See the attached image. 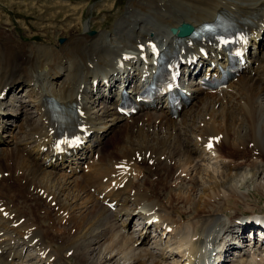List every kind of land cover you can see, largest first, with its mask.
Wrapping results in <instances>:
<instances>
[{
    "label": "bare ground",
    "instance_id": "bare-ground-1",
    "mask_svg": "<svg viewBox=\"0 0 264 264\" xmlns=\"http://www.w3.org/2000/svg\"><path fill=\"white\" fill-rule=\"evenodd\" d=\"M262 1L132 0L126 11H123L124 14L116 22L120 23L116 25L117 34H114L115 31L112 30L101 32L98 35L91 32V35L96 36L90 37L87 33L80 37H73L67 40L64 45H57L56 49L53 40L48 36L46 37L47 43L49 42L48 45L51 46L44 47L43 44H29L26 41L18 40L11 35L10 31L0 28V91L9 83L11 84V90H16L19 86L25 85L27 81H34L35 79L36 87L38 85L41 87L40 92L35 90L33 93L32 88L30 89V104L21 102L18 107L16 105V110H12L11 113H17L18 115L20 111L22 115L20 118L22 120L28 118V120L23 123L20 129L22 135L12 142V147L8 151L0 148V173L10 172L15 181L14 184L8 185L3 184L4 178L0 180V195L3 199L9 201L8 204H2L0 200V210L6 207L5 211L9 212V219H6V222L11 230V236L17 234L16 240L23 246L34 243L38 239V242L33 245L38 254L50 249V254L46 259H40V256L35 257L30 251L25 257L26 260L21 261L22 256L19 254L18 257L16 256L19 264H52V262L55 264H70L62 253L66 251V254L71 250L74 251L72 257L76 260L74 264H163L156 259L150 263L149 260L154 257V254L149 249H141L139 246L135 248V244L141 240L142 235L135 236V234L126 235L125 232L122 233L123 230L118 229V226L121 225L117 218L120 210L118 209L116 213H113L108 208L100 205L93 199L89 193L90 189L87 187H95L98 191L97 194H103L101 176L105 174L110 178V182H117L119 176L112 177L111 175L117 174L120 170L115 171L114 166L122 164L124 160H128L130 163V161L141 156L142 163L135 161L130 164L132 173L135 176L129 179L127 182L128 187L124 189V191H128L126 199L131 198L132 191L136 190L135 195H133L135 208L130 211L129 207L124 209L127 210L128 216L133 211L137 212L138 215L150 213L151 218L159 216L162 221L161 224L168 227L174 221L178 222L179 218L190 216L189 212L180 210L179 203L184 200H191L192 202L194 194L173 196L170 180L178 181L181 179L178 176L179 172L189 171L188 167L191 168L195 159L200 158V155L202 158L203 155L208 154L203 146V141L199 140L200 137L201 140H205L207 137L226 134L215 152H219L223 157L230 159L231 163L224 168L226 171L235 173H227L226 179L224 178L222 182H218L215 177H209L211 180L216 181L213 183L215 184L214 187L206 188L209 193H205L200 197L196 207L192 206L190 208L193 211L191 214L195 215L197 219L194 220L193 224L190 223L191 229L182 237L183 245L188 247V251L181 252V256H179L181 263L189 264L184 257H190L193 252H197L200 249L198 243L202 239H205L204 246L209 245L211 235L217 234L220 226L230 228L226 224L227 219H221L222 216L219 212L206 211L201 204L204 205L205 201L222 196V191H220L222 189L224 190L223 193H227L226 196L230 197L222 199L226 210L235 208L236 205H239L238 202L233 205L229 201L232 199V194L235 195L238 191L237 183L240 181L247 182V178L250 177L242 174L243 165L248 161H251V166L255 165L257 167L259 165H257V161L249 159L258 154L256 150L260 144L264 146V55L261 53L256 56L255 63L259 65L255 69L257 71L262 70V74L255 78L239 80L237 84L231 87L234 89V93L226 94L223 92V99H219L220 96L217 95H206L198 99L191 109L182 113V126L180 128L176 121L165 117L161 119L159 125L155 121H152L153 124L150 125L143 122V126L137 127L135 131L136 126L123 122L114 111L113 106L116 102L108 100L107 104L98 112L100 113L99 116L96 117L97 114L95 113V116H91L94 127L106 131L103 135L104 139L98 146L99 157L96 160L97 163L90 166L93 173L101 170L96 179L93 173L91 174L94 177L91 174H83L81 181H75L76 187L75 184L73 185V188L78 191L77 193L81 194L88 190L89 196L94 200L95 206L91 207L92 210H89L85 216L84 214L83 216L80 215V219L73 214L77 201L70 198L62 199V194L60 195L62 192L60 190V178L69 179L66 174L61 175L58 173L64 171V169L59 166L45 169L42 161H39L40 156L37 155V151L31 152L30 156L24 154V152H27L26 147L36 142V140L32 141V138L39 134L40 129L39 121L32 117L33 115L31 116L28 107H33V113L36 117L43 92L52 93L58 102L62 103L61 98L64 100L72 99L77 95L81 86H86L84 96L88 99L89 104L90 101H93L90 96L91 88L89 87V78L94 71L91 65L95 66V71L101 68L106 69L110 66L111 59L120 57L125 51L127 53L137 52L139 44L146 42L151 36L158 37L163 43H169L170 45L173 43L171 29L178 27L181 23L186 22L196 26L211 18L215 19L219 14L235 15L240 11H248ZM75 13L77 12H73V14ZM110 17H113V15L108 16L109 23L114 18ZM91 23L86 24L89 31H92ZM76 30L78 32L79 28L70 27L64 33L69 34L71 31L77 33ZM74 33L73 35H75ZM100 94L98 93V95ZM225 99L228 104L225 103ZM197 104H200L201 108L198 113L194 114L193 110ZM11 113H7V115L9 116ZM158 117L163 116L159 115ZM146 127H148V130L145 129ZM151 128L155 129L153 133L150 131ZM116 129L118 138H116L115 144H111L113 146L111 148L107 147L106 150L105 139L114 134L113 131ZM174 131H176L175 135H173ZM194 135L196 141L192 138ZM227 136H232V141H229ZM16 142H19V144ZM252 143H254L256 150L250 149L249 144ZM243 146L247 148V154L243 152L242 149H245ZM33 149L38 150V147L34 145ZM195 154H197V157ZM261 156L264 161V154ZM217 158L219 159L220 156L218 155ZM150 160L153 161L155 169L149 165ZM240 160H245V163L239 162ZM197 165L200 167L199 164ZM151 171L161 173L154 182L151 179L149 180ZM142 174L144 177L140 180ZM64 179L63 181L66 182ZM134 179H137V181H134ZM82 181H84L86 189L83 187ZM192 184L196 187L198 183L193 181ZM124 191L116 193L115 196L119 197ZM35 193H37V196ZM166 193H171L169 195L170 203H168L170 206L162 200V194L165 196ZM112 195L113 192H110L107 197ZM46 197H53L52 201H55L56 205L59 206L56 217L60 214V211L67 212L69 215V219L66 220L68 227L62 225L65 217L56 218L52 216V208L50 204H47ZM42 210H46L47 214L43 216ZM231 210H229V213ZM229 216L228 220L233 223L234 219L238 217V213L233 214L232 212ZM0 217H2V212H0ZM142 217L146 218V216ZM22 218H26L25 221L15 228V225ZM52 220L55 221V224L50 223L48 225ZM2 223L3 221L0 219V224ZM108 225L109 227H107ZM69 227L72 228L69 229ZM75 228H77L76 234L72 235V229ZM4 229L5 226L2 225L0 232ZM56 231L60 234L59 236L56 235ZM7 235H10V233L0 236V238ZM28 235H31L30 238L25 239ZM107 237H109V243L104 248L103 242ZM147 242V239L144 240L141 246L148 245ZM3 244L0 243V246ZM155 244L157 245V242ZM223 244L225 246V242ZM231 246L232 244H229L228 249ZM169 247L162 246L161 251H167ZM257 254L258 252H256V256ZM51 256H56L52 262H50ZM161 256L159 257L161 258ZM227 257L229 256L227 255ZM252 263L259 262H257V259L242 258L233 264ZM5 264L14 263H9L5 258ZM190 264L192 263L190 262Z\"/></svg>",
    "mask_w": 264,
    "mask_h": 264
},
{
    "label": "rangeland",
    "instance_id": "rangeland-1",
    "mask_svg": "<svg viewBox=\"0 0 264 264\" xmlns=\"http://www.w3.org/2000/svg\"><path fill=\"white\" fill-rule=\"evenodd\" d=\"M115 1H117L118 4L115 3ZM131 1L132 0H0V26H3V27L7 26V28L15 29L17 34H19V36L25 40L33 39V40H36L38 42L37 43L36 41L31 40V41H26V43L37 44V45L48 44L49 42L47 43V39H46V37L48 36L53 40L54 44H58V46H59L60 39L65 34V33L63 34V31L67 27L79 28L78 32H77L78 29L76 30L77 33H74L73 31L69 32V34H67L68 36L64 37L67 40H69L70 38H73V37H78V36L80 37L81 35L87 34V33L89 34L90 37H94L101 32H108V31L110 32L111 30L113 32L115 31L114 34H117L118 31H117L116 25L120 24V23H116V22H118L117 20L124 14L127 6L129 5V3ZM14 3H17V5H15ZM81 6H84L83 9L81 8ZM117 8H120V10H119L120 14L116 12V11H118ZM98 9H100V10H98ZM72 11L77 12L75 14H78V15H74ZM108 11H109L110 15H113V17H114V18L110 17V18H113V20L111 21L112 23L110 22L111 24L108 22L107 27H106L107 24L103 25L102 27L100 25L96 24L95 29L99 30L97 32L89 31V29L86 28L88 23L92 22L93 20L96 23H100V24L106 22L105 17L108 18V16H110V15L106 16V13H108ZM113 12H115L116 15L112 14ZM65 14H68V15L65 16ZM78 16L80 17L79 19H78ZM91 24H92V30H93L94 23L92 22ZM82 25H84V26L82 27ZM69 28L66 30H69ZM106 28H108L109 30H106ZM3 30H5V29H3ZM72 32L75 35H73ZM91 32H95L96 35H91L90 34ZM119 33H120V31H119ZM57 38H59V39H57ZM56 39H57V41H56ZM65 43H63L62 45H64ZM48 46H51V45H48ZM219 99H221V97ZM28 108H30V107H28ZM200 108H201L200 104H197L193 110L194 114L198 113ZM23 110H25V109L23 108ZM30 114H31V116L33 115L32 117H34V118L37 117V116L35 117V113H33V112H31ZM19 117H22L20 111H19ZM209 118H211V117H209ZM151 129H150V131H151V133H153V131L155 129L154 128H151ZM113 132H114V134H112L109 138L113 141V145H114L116 142V138H118L117 129L114 130ZM227 138L229 141H232L231 136H229V137L227 136ZM110 143H111V141H110ZM112 146H108L106 144L105 149L107 150V147L111 148ZM243 148H245V146H243ZM243 150L245 152L246 148ZM197 154H195L196 157H197ZM200 158H201V155H200ZM224 158L225 157H223V159ZM225 159H228V158H225ZM176 161H179V160H176ZM231 161H233V160L231 159ZM258 161H260L259 165L257 167L255 166L256 170H254V172L249 175L250 177L247 178L248 179L247 182L246 181H243V182L240 181L237 183L238 191L236 193H238V194L235 193L234 199H231L229 201V203L234 205V203L238 202L239 205L235 206V210L232 209L230 211V215L232 212H233V214L239 213L240 211H237L239 209H245L247 211L251 210V209L264 211V161L263 162H261V160H258ZM196 163L199 164L200 167ZM193 165L196 167L195 168L193 167L191 174L193 175V179L196 178V180H198V184L200 185L197 188L198 190L196 192L195 191L192 192V190L194 188H196L194 185H193V187H194L193 189H191L187 185H185V186L180 185L179 187H177V189L176 188L173 189V191H174L173 193H175L176 195H178V194H183V195L186 194L187 195V192H189V191H190L189 192L190 194H194V196L192 197V199L194 201L193 200H192V202L186 201V203H190V205L188 207H185V204H183V205L180 204L183 207L181 209V206L179 205L180 210L182 212H185L191 206L196 207L197 203H199L200 197H202V195H205V193H209V190L206 188H209L211 186L214 187L215 184H213V183H215L216 181L214 179L211 180L210 179L211 177L212 178L215 177L218 182H220V181L222 182V181H224V178H225L227 173H230V172L235 173V172H232V171L229 172V171H226L225 169H223L221 161L218 162L216 160H208L206 158H203L202 160L197 159L193 163ZM247 167H249V166L246 165V168ZM188 168H190V166ZM194 169H196V170L194 171ZM214 170H216V171H214ZM249 170H250V167H249ZM242 174L248 175L249 171L245 170ZM253 175H255V176H253ZM81 178L82 177H80V179ZM64 180L66 182H64L63 179H61V181H60V183H61V185H60L61 189L60 190L63 192V193L61 192L60 195L62 194L61 195L62 199L70 198L71 200L77 201L76 207L74 209L75 210L74 216H76V218L80 219L81 218L80 215L83 216V214H84V216H85L89 212V210H92L91 207L93 208L95 206L93 203V200H90V198H89L88 194L90 193V191H89V193H88V190L87 191L85 190L86 192H83L81 194L77 193L78 191L75 190V188H73V185L75 184V181H76L75 178L68 179V180L64 179ZM149 180H150V178H149ZM173 181H175V180H173ZM173 181L170 180V184ZM62 183H64V184H62ZM219 184H221V183H219ZM82 185L86 189L84 181H82ZM64 187H65V189H64ZM75 187H76V184H75ZM220 191H222L221 195H224L225 199L230 198L228 196L226 198V196L224 194L225 192L223 193L224 190L221 189ZM148 192H150V191H148ZM35 195L37 196V193H35ZM166 195L168 197L167 204L165 202L164 203L166 205H168V203H170L169 202V200H170L169 195H171V194L166 193ZM165 196L162 194V198H163L162 200L163 201H164ZM217 197L220 198L221 196L220 197L217 196ZM221 200H218V203L213 204L212 206H209V205L203 206V204H201V205H202V207H204L207 210H210L212 212H215V210H216L218 212L221 211L222 213H224L226 211V207L224 206L223 201L220 202ZM168 206H170V205H168ZM223 208L225 211L223 210ZM184 209H186V210H184ZM225 213H227V211ZM228 213H229V210H228ZM190 216H193V215L190 214ZM190 216H189V218H190ZM183 221H184V219L182 220V223H183ZM50 223H52V222H49L48 225H50ZM70 228H72V227H69V229ZM75 229L77 231V228H75ZM56 235L57 236L60 235L58 233V231H56ZM107 244H108L107 242H104L103 247L104 246L106 247ZM161 263H163V264H179V261L174 259V257H170L166 260L162 259Z\"/></svg>",
    "mask_w": 264,
    "mask_h": 264
},
{
    "label": "water",
    "instance_id": "water-1",
    "mask_svg": "<svg viewBox=\"0 0 264 264\" xmlns=\"http://www.w3.org/2000/svg\"><path fill=\"white\" fill-rule=\"evenodd\" d=\"M182 31L184 32L185 30H184V29H182Z\"/></svg>",
    "mask_w": 264,
    "mask_h": 264
}]
</instances>
